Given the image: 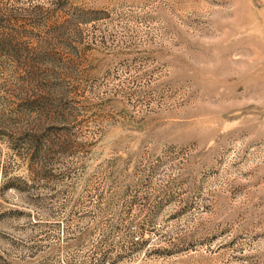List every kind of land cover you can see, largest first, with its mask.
<instances>
[{"label":"rangeland","instance_id":"374dc122","mask_svg":"<svg viewBox=\"0 0 264 264\" xmlns=\"http://www.w3.org/2000/svg\"><path fill=\"white\" fill-rule=\"evenodd\" d=\"M0 264H264V0H0Z\"/></svg>","mask_w":264,"mask_h":264}]
</instances>
